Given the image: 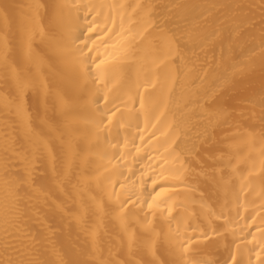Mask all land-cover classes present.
Returning <instances> with one entry per match:
<instances>
[{"label": "bare ground", "instance_id": "bare-ground-1", "mask_svg": "<svg viewBox=\"0 0 264 264\" xmlns=\"http://www.w3.org/2000/svg\"><path fill=\"white\" fill-rule=\"evenodd\" d=\"M0 264H264V0H0Z\"/></svg>", "mask_w": 264, "mask_h": 264}]
</instances>
